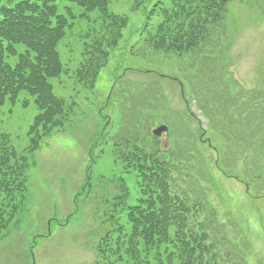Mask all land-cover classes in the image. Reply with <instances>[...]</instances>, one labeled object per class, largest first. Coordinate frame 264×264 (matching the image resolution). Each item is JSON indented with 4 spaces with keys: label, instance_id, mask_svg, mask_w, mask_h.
<instances>
[{
    "label": "trees",
    "instance_id": "trees-1",
    "mask_svg": "<svg viewBox=\"0 0 264 264\" xmlns=\"http://www.w3.org/2000/svg\"><path fill=\"white\" fill-rule=\"evenodd\" d=\"M132 1L133 10L154 2ZM231 1L235 0H167L162 5V0H156L151 13L161 20L145 38L150 49L162 53L184 57L198 51L193 55L196 77L184 86L185 93L191 95L186 100L189 104L193 98L197 100L207 119V130H221L230 143L216 150V163L226 173L228 167L238 163L236 150L240 143L247 147L243 152L248 149L255 153L246 160L258 157L260 163L264 155V78L258 88L232 92L229 86L225 88L219 73L208 66L206 59L211 56L200 54L224 25ZM110 3L0 0V115L6 104L17 102L22 91L35 97L40 111L29 129L26 151H18L10 135L0 132V241L17 226L15 218L27 202L31 167L28 154L36 152L45 138L65 131L74 114V103L58 96L50 82L68 73L60 48L72 51L77 45L80 49L70 77L85 90L96 88L112 55L119 52L129 18L112 11ZM139 97L135 95V99ZM136 112L135 107L131 113L138 121ZM138 129L142 134L143 126ZM148 135L153 137L151 146L138 134L112 139L124 173L133 175L134 188L131 190L120 178L121 194L113 199V216L109 219L112 228L98 241L94 264H250L246 252L230 237L201 190V180L213 174L204 161L193 159L196 154L201 156L196 142L186 140L184 147L177 140L178 145L165 150L160 138ZM253 164L246 166L255 171ZM258 167L257 177H263L264 167ZM130 198L133 202L129 204Z\"/></svg>",
    "mask_w": 264,
    "mask_h": 264
},
{
    "label": "rangeland",
    "instance_id": "rangeland-1",
    "mask_svg": "<svg viewBox=\"0 0 264 264\" xmlns=\"http://www.w3.org/2000/svg\"><path fill=\"white\" fill-rule=\"evenodd\" d=\"M162 1V5L167 3ZM154 2L133 10L132 0H111L110 9L126 14L129 22L119 52L112 55L93 90L81 88L70 77L77 66L78 46L72 51L60 48L68 73L50 82L58 96L74 103V114L65 131L45 138L36 152L28 154L27 202L15 218L17 226L0 241V264H94L96 245L112 227V200L121 194L120 178L131 190L134 188L133 175L124 173L112 139L138 134L151 146L153 137L148 132L152 134L160 124L171 127L160 137L161 148L178 145L177 140L184 147L186 140L196 142L201 156L196 154L193 159L204 161L213 174L201 180L207 202L218 212L230 237L246 252L248 262L264 264V174L257 177L258 166L264 167V155L260 163L258 157L246 160L255 153L248 149L243 152L246 145L240 143L236 166L228 167V173L218 167L216 150L230 143L221 130H207V119L197 100L193 98L189 104L186 98L191 95L182 93L179 82L182 79L189 86L186 79L196 77L191 69L198 51L179 57L145 44L148 31L161 20L151 13ZM228 7L224 25L200 54L211 56L207 64L219 73L225 88L229 86L232 92L258 88L264 78V0H235ZM153 79L158 85L154 86ZM135 95L141 97L135 99ZM135 107L138 121L131 113ZM39 112L35 97L27 91L19 94L14 105L2 108L0 132L10 135L18 151H26L30 145L28 132ZM138 126H143L142 134ZM246 163H254L255 171ZM132 202L130 198L129 204Z\"/></svg>",
    "mask_w": 264,
    "mask_h": 264
},
{
    "label": "water",
    "instance_id": "water-1",
    "mask_svg": "<svg viewBox=\"0 0 264 264\" xmlns=\"http://www.w3.org/2000/svg\"><path fill=\"white\" fill-rule=\"evenodd\" d=\"M168 131V127L166 125H161L158 128H156L153 133L156 136H160L163 132Z\"/></svg>",
    "mask_w": 264,
    "mask_h": 264
}]
</instances>
